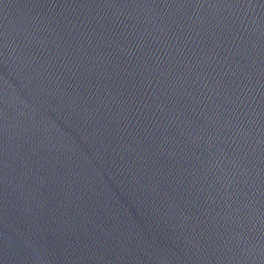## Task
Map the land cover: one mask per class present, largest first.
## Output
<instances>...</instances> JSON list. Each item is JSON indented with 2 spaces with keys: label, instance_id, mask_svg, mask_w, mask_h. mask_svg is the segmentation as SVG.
I'll use <instances>...</instances> for the list:
<instances>
[{
  "label": "water",
  "instance_id": "water-1",
  "mask_svg": "<svg viewBox=\"0 0 264 264\" xmlns=\"http://www.w3.org/2000/svg\"><path fill=\"white\" fill-rule=\"evenodd\" d=\"M0 264H264V0H0Z\"/></svg>",
  "mask_w": 264,
  "mask_h": 264
}]
</instances>
